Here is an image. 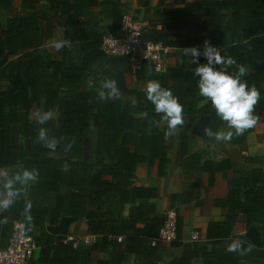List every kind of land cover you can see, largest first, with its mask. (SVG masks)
<instances>
[{
	"label": "trees",
	"instance_id": "trees-1",
	"mask_svg": "<svg viewBox=\"0 0 264 264\" xmlns=\"http://www.w3.org/2000/svg\"><path fill=\"white\" fill-rule=\"evenodd\" d=\"M164 1L168 0H158L154 11L149 0H136L141 10L138 20L143 25L141 39L177 51L173 65L156 74L145 63L132 72L127 57H108L100 50L108 27L111 33L119 29L125 11L120 0H20L17 7L14 0H0V168L16 166L12 173L35 168L40 174L28 195H22L14 205L17 214L14 207L0 214V219L8 217V223L0 225V248L8 246L13 222L25 223L26 233L38 247L37 255L27 264H90L94 252L106 256L96 264L159 262L157 248L151 242L157 237L164 214H157L148 202L156 197V190L135 185L134 178L138 164L150 168L155 160L157 175H164L170 162L167 151L171 137L165 141L167 127L160 129L158 125L166 122L147 100L146 89L130 88L126 82L128 74L141 81L151 71V80L170 89L184 108L186 124L176 134L175 165L184 174H206L209 184L214 174L220 173L227 185L226 196L213 200L214 206L224 209L223 219L208 222L203 236L188 243L181 241L183 221L174 205L190 203L194 194L187 189L167 197L169 210L176 216L175 238L169 244L180 247L181 253L161 264H264V169H245L229 158L217 162L202 159L201 150H187L185 142L193 137L191 128L201 114L210 117L208 128L214 132L225 122L210 101L202 103L199 78L193 76L196 65L182 55L186 47L200 46L203 51V43L208 40L221 55L245 66L247 75L242 81L249 87L255 85L261 94L254 112L261 121L264 0H183L173 8H164ZM57 27L62 29L61 39L70 41L60 51L47 47ZM206 62L201 56L200 63ZM259 64L262 68L257 70ZM236 71L235 66L228 68L229 74ZM106 78L117 81L123 93L121 100L98 98ZM133 99L137 101L135 106ZM37 109L53 110L58 116L40 125L35 120ZM41 127L48 128L50 138L59 140L55 152L36 142ZM89 132L94 134L93 141ZM252 132L253 128L224 143L238 144ZM210 139L206 135L201 138L204 142ZM25 140L29 141L28 149ZM243 161L254 160L246 157ZM28 199L32 201L31 230L22 215ZM61 216L85 221L86 233L94 237L93 242L67 240L37 225L44 219L56 224ZM237 222L245 231L250 227L258 230L260 247L252 246L245 236L233 235ZM119 236L122 240L118 243L115 237ZM236 238L251 251L243 255L226 251Z\"/></svg>",
	"mask_w": 264,
	"mask_h": 264
},
{
	"label": "clouds",
	"instance_id": "clouds-1",
	"mask_svg": "<svg viewBox=\"0 0 264 264\" xmlns=\"http://www.w3.org/2000/svg\"><path fill=\"white\" fill-rule=\"evenodd\" d=\"M69 43L68 39H61L53 44V48L60 51ZM182 55L188 57L190 63L196 65L193 76L199 78L197 86L199 95L204 98L202 103L210 101L216 115L227 123L229 129L234 130L214 132L211 128L206 127L204 129L206 136L217 141L228 142L234 136H241L257 125L260 118L254 112L261 99V94L255 85L249 87L246 81H242V77L247 75L245 66L238 64L231 56L221 55L219 48L212 46L208 40L203 43V51L200 46L186 47L182 49ZM201 56L206 59V63H200ZM232 66H235L238 71L229 74L228 68ZM145 95L147 100L154 105L155 112L162 114V120L167 123V130L164 133L166 139L176 134L178 129L186 124L183 105L170 89L162 87L157 81L150 80L147 82ZM98 98L101 101L121 100L123 93L115 79L106 78L98 91ZM136 103L137 101L133 99L132 105L135 106ZM144 115L147 116V113ZM57 116L58 113L53 110L37 109L35 120L38 124L45 125ZM48 131L46 127L39 128L36 142L55 152L59 140L55 137L50 138ZM68 147L65 148V151H68ZM0 177H3V184L0 186V214H2L10 211L22 195H28L30 187L39 181L40 174L35 168H23L22 171L9 176V172L5 168L0 170ZM31 209L32 201L28 199L25 201L22 212L25 222L29 226L28 230L34 227ZM7 223V216L0 219V225ZM226 251L243 255L245 251H251V248L245 250L242 241L236 238L227 245Z\"/></svg>",
	"mask_w": 264,
	"mask_h": 264
},
{
	"label": "crops",
	"instance_id": "crops-1",
	"mask_svg": "<svg viewBox=\"0 0 264 264\" xmlns=\"http://www.w3.org/2000/svg\"><path fill=\"white\" fill-rule=\"evenodd\" d=\"M20 0H14L13 4L15 7L18 6ZM125 4L122 7L123 10L130 12L129 10L136 11V18H140L141 10L136 6V0H120ZM158 1V0H157ZM150 6L154 11L158 9V3L153 4L152 0H149ZM166 8L165 6H163ZM93 12L97 14L98 9H93ZM131 13V12H130ZM56 32V33H55ZM53 37L49 39L53 45L56 41L61 40L62 38V29L57 27L55 30ZM171 53L177 52L174 49H171ZM169 52V53H170ZM168 66L170 67L174 63V58L167 59ZM128 76H131L133 81L139 83L141 81H137L134 74H128L126 76V82L128 85ZM131 88V87H130ZM134 89H146V87H137ZM31 116L33 117V113L31 112ZM163 126L167 127L166 124H161V128ZM160 128V129H161ZM233 129H229L227 123L225 122L222 126L218 128L217 131H232ZM253 133L255 136V141L253 145L250 143H246L247 139L243 142H240L235 145L225 144L222 141L215 142L212 138L209 141H202L201 138L198 137H190L187 139L186 148L191 153L196 150H201L202 159H210L213 161H220L223 158H229L231 163L242 168H263L264 169V118L257 123V125L253 128ZM177 134V133H176ZM176 134L171 136L170 138V148L167 151V156L169 158V164L166 166L164 170L163 176L157 175V164L158 161L155 160L153 165L148 168L145 164H138L135 168V178L134 184L137 186L143 187H151L156 190V197L154 199H150L148 202L154 205L155 211L157 214H165L169 210V203L167 197L170 194L180 193L184 190H192L194 196L193 200L186 204L181 205L180 203H175V207L179 209V215L182 217L183 227H182V239L183 243L192 242L191 236L192 234H197L198 237H202L206 225L210 221H219L223 219L224 209L220 207H216L213 205L214 199H220L226 196L227 194V185L225 180L222 178L220 173H215L212 177V183L209 184L208 176L204 173L199 175L193 174H184L181 171V168L175 165V150L178 145V137ZM248 138V137H247ZM168 139V138H167ZM165 138V141H167ZM28 140H25L24 144L27 145ZM249 157L254 161L252 163H244V158ZM5 169V168H4ZM9 171V176L14 175V170L16 166L6 167ZM0 170H3L0 168ZM12 173V174H11ZM232 172L229 171L228 175H231ZM3 182V177H0V185ZM62 192L64 189L61 190ZM14 207V206H13ZM13 207L10 211L13 210ZM17 207V206H16ZM14 207L13 213L17 214V209ZM127 206L124 208V214H126ZM13 215V214H12ZM67 216H61L56 224H49L45 219L43 222L38 223L40 227L43 226L44 230L48 232L47 228L56 226L58 222ZM73 218V217H71ZM23 226L25 223L21 222ZM199 230V232H196ZM245 232V227L242 223H236L233 228V235L235 237L243 236ZM51 234V233H49ZM54 235V234H51ZM54 236H65L67 240L73 239L79 242L91 243L94 240L93 236H90L86 233V223L85 221H78L76 218L73 222L68 225L67 233L65 235H54ZM32 237V236H31ZM120 237V236H119ZM33 238V237H32ZM118 237H115L116 242ZM34 240V238H33ZM122 240V237H121ZM199 240V239H198ZM35 241V240H34ZM121 242V241H120ZM119 243V242H118ZM36 245V244H35ZM157 248L156 258L159 260L157 264H161L164 261H167L170 258L176 257L181 253V248L171 247L169 243L158 242L155 244ZM38 247L33 252L32 257L37 255ZM106 256L102 253H92L90 264H96L97 260L105 259ZM132 256L130 260H132Z\"/></svg>",
	"mask_w": 264,
	"mask_h": 264
},
{
	"label": "built area",
	"instance_id": "built-area-1",
	"mask_svg": "<svg viewBox=\"0 0 264 264\" xmlns=\"http://www.w3.org/2000/svg\"><path fill=\"white\" fill-rule=\"evenodd\" d=\"M143 25L132 13L124 11L120 20L119 29L115 33H108L101 39L100 50L108 57L125 56L131 63L132 72L140 69L145 63L152 67L156 74L167 68V54L171 48L161 43L143 41L141 39ZM175 212L168 210L164 214V221L159 228L157 237L151 242L170 243L175 238ZM199 239L192 234L191 241ZM121 241V237L117 238ZM36 249L33 238L25 231L23 224L13 222L9 244L0 248V264H27Z\"/></svg>",
	"mask_w": 264,
	"mask_h": 264
},
{
	"label": "water",
	"instance_id": "water-1",
	"mask_svg": "<svg viewBox=\"0 0 264 264\" xmlns=\"http://www.w3.org/2000/svg\"><path fill=\"white\" fill-rule=\"evenodd\" d=\"M109 33H111L110 27H108ZM262 68V65H256V69L259 70ZM210 123V117L208 115L201 114L198 117V120L195 122V124L192 126L190 134L202 138L204 137V129L208 127ZM25 148H29V141L27 142V145H25ZM75 218L71 217H65L62 218L56 226H52L47 228L48 232L54 235H65L67 233L68 225L73 222ZM243 236L250 242V244L254 247H260L261 246V238L258 230L254 227L248 228Z\"/></svg>",
	"mask_w": 264,
	"mask_h": 264
},
{
	"label": "rangeland",
	"instance_id": "rangeland-1",
	"mask_svg": "<svg viewBox=\"0 0 264 264\" xmlns=\"http://www.w3.org/2000/svg\"><path fill=\"white\" fill-rule=\"evenodd\" d=\"M180 1H183V0H168V1H164L162 2V6H165L166 8H173L177 2H180ZM153 4L157 3V0H152ZM133 16H136V11L135 10H129ZM56 33V32H55ZM52 42L50 40L47 41V47L48 48H52L53 45H51ZM175 53V52H174ZM174 53H168L167 54V59H169L171 61L173 57V54ZM169 63H167V66H168ZM154 76V73L151 71V73L145 75V79H142L141 82L139 83H136L135 81H133L132 77L131 76H128V86L131 87V88H137V87H146L147 85V82L151 80V77ZM261 89L264 90V83L261 85ZM159 128H161V125H158ZM88 136L92 139H94V134L93 132H89L88 133ZM213 141L215 142H218L217 140H215L214 138H212ZM248 144H252L253 145V142L255 141V136H254V133L252 132L247 140H246ZM11 170H9L8 172H10Z\"/></svg>",
	"mask_w": 264,
	"mask_h": 264
}]
</instances>
